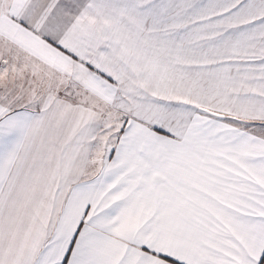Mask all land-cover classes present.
I'll list each match as a JSON object with an SVG mask.
<instances>
[{
	"label": "snow or ice",
	"instance_id": "1",
	"mask_svg": "<svg viewBox=\"0 0 264 264\" xmlns=\"http://www.w3.org/2000/svg\"><path fill=\"white\" fill-rule=\"evenodd\" d=\"M0 264H264V0H0Z\"/></svg>",
	"mask_w": 264,
	"mask_h": 264
}]
</instances>
